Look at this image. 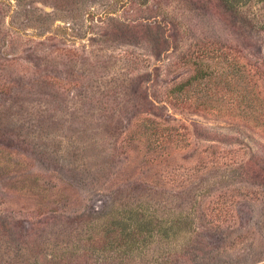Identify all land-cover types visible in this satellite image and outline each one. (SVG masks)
Masks as SVG:
<instances>
[{"label":"rangeland","instance_id":"374dc122","mask_svg":"<svg viewBox=\"0 0 264 264\" xmlns=\"http://www.w3.org/2000/svg\"><path fill=\"white\" fill-rule=\"evenodd\" d=\"M0 264H264V0H0Z\"/></svg>","mask_w":264,"mask_h":264},{"label":"trees","instance_id":"16d2710c","mask_svg":"<svg viewBox=\"0 0 264 264\" xmlns=\"http://www.w3.org/2000/svg\"><path fill=\"white\" fill-rule=\"evenodd\" d=\"M223 84H230L231 81L225 79L221 81ZM203 76L200 69L196 71L193 78L182 82L167 92V102L168 104L176 109L188 110L199 101L195 96L202 92L203 88ZM197 105V104H196ZM143 132L147 134L148 143H154L153 145H159V148L166 143H171L174 134L171 128L164 129L161 125L155 123L151 119H144L140 125Z\"/></svg>","mask_w":264,"mask_h":264}]
</instances>
